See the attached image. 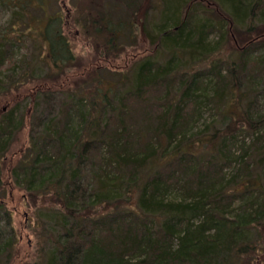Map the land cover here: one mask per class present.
Segmentation results:
<instances>
[{
	"label": "trees",
	"instance_id": "obj_1",
	"mask_svg": "<svg viewBox=\"0 0 264 264\" xmlns=\"http://www.w3.org/2000/svg\"><path fill=\"white\" fill-rule=\"evenodd\" d=\"M115 1L131 18L112 16ZM161 1L159 22L151 27L144 20L141 27L163 59L140 60L125 94L104 90L99 82L91 94L58 101L40 89L36 94H45L39 100L28 98L33 109L44 103L47 112L34 114L27 147L9 164L11 144L27 118L26 102L0 111V264L9 262L15 241L5 176L35 205L47 248L36 264H259L264 41L252 38L218 53L232 24L264 36V0ZM133 2L91 0L83 6V27L94 31L89 37L113 51L136 35L139 6L132 9ZM44 3L0 0L11 12L0 26V74H14L0 75V97L35 72L16 55L28 36L37 37L48 66L44 76L32 78L39 87H48L74 59L63 18L48 15ZM35 10L45 16L43 29L32 28ZM257 19L263 24L253 25ZM214 31L223 35L210 40ZM209 103L227 122H205V129L194 130ZM241 130L253 138L245 147L242 139L234 155ZM104 204L113 208L102 215L96 208Z\"/></svg>",
	"mask_w": 264,
	"mask_h": 264
},
{
	"label": "rangeland",
	"instance_id": "obj_2",
	"mask_svg": "<svg viewBox=\"0 0 264 264\" xmlns=\"http://www.w3.org/2000/svg\"><path fill=\"white\" fill-rule=\"evenodd\" d=\"M44 2V7L46 8L48 15L55 14L60 15L63 18V31L72 47L74 59L71 62L66 63L63 71L59 74V76H57L56 80H52L53 82H51L48 87L44 88L39 87L37 81L32 79L33 76H44L48 70L47 64L41 60L43 48L41 47L37 37L32 38L28 36L20 45V48L16 49L17 57L25 58L30 65H33L35 72L24 84L12 87L10 91H7L0 97V111L2 109L5 110L11 103H15L17 101L21 102L23 99L24 102H26L22 103L25 117H27L25 119V125L17 133L11 144L7 156L8 164L9 162L14 163L17 161L24 153L28 144L29 130H31V126L29 127V124H34L36 121L34 114H45L47 112V108L44 103L40 104L37 109H33L34 100H29L30 98L28 97L32 96L33 98L35 95L36 100H39L38 97L45 93H38V95L36 93L43 88L46 93L50 92L49 94L56 97L58 101L68 100V98H66L68 97L67 94H91L95 89L93 84L99 82L104 90L106 89L105 87L110 86L112 89H115L114 92L125 94L131 85L130 83L133 77V69L140 60L147 56L159 60L163 59V56L160 55L161 53L159 52V47L150 42L145 31L141 27V23H143L144 20L147 21L148 26L150 25L151 27V24L159 22L162 10L161 0H136L135 3H132V9H136L139 6L133 15L134 20H136L134 27L136 35L130 34V37L120 40L117 50L113 51H107L106 47L104 48L102 45L96 43L93 38L91 39L89 37V35L94 33V31L83 27V18L86 13L82 12L84 9L83 6L90 7L91 0H44ZM168 2L169 0L165 1V3ZM201 3L205 2L202 0ZM209 3L211 4V2ZM112 4L115 5L112 12V16L115 19L122 18L121 16L125 18L127 17L128 19L131 18L132 12L123 13L122 8L117 6L121 5L123 7L121 2L115 1ZM214 7L215 6L211 4L210 8H212V10ZM30 14L34 16V19H36V24L32 22L34 25L32 28L34 30L37 28L43 29L45 24V20L43 19L45 16L43 15V12L35 10ZM10 17V10H5L0 7V26L6 24ZM263 20L257 19L253 22V25L256 26L258 23L261 25L264 22ZM228 29L230 38L226 39V32H223V39L225 41H223V46L222 44L219 46L223 47L221 48L223 51L218 54L224 55L225 49L235 51L237 46L243 45L244 41L252 38L264 41V36H257L258 32L256 29H254V33L252 34L249 31H246L245 26L235 28L234 24H232ZM150 32L152 31L148 30L147 35ZM218 33L220 34V31H214L213 36H210L209 39L217 40ZM223 33L220 35L222 36ZM0 75L6 78L14 76L13 72L10 70H5L4 73H1ZM208 106H210L209 109L213 108L211 103H209ZM209 109H207V107L206 109H203L204 112L201 114V119L198 121L199 125L196 126V129L193 128L194 130H203L206 128L207 124L220 127L227 122L228 119H226V116L222 114L221 109ZM245 131L246 130L239 131L236 135L237 138L235 140L233 139V142L236 143V145H234V148L231 149L232 154L235 155L237 151H240L238 150L241 146L239 145V142H241L242 139L245 141V145H243L244 147L251 142L253 134L245 133ZM226 170V172L229 173L228 176L233 172L232 167H228ZM4 186L6 189V197L4 199L5 205L11 213V225L15 235L11 257L9 262L6 264H36V262H38L41 258V255L44 254L43 250H47V248L45 246L43 236L40 237L39 235L42 227L38 225L35 217V205L29 197H26L24 190L18 188L6 176ZM105 205L106 204L99 205L98 208H95L103 215L107 211H111L113 208L112 206L107 208ZM101 206L104 209L101 208ZM105 207L107 209H105ZM260 229L263 230L262 228ZM261 236V246L263 247L264 231H262ZM261 253L256 254L258 258H260L259 264L263 263L264 250ZM260 254L261 256H259Z\"/></svg>",
	"mask_w": 264,
	"mask_h": 264
}]
</instances>
